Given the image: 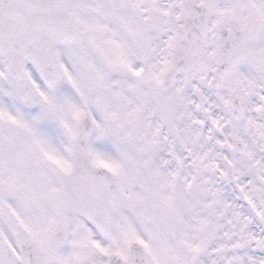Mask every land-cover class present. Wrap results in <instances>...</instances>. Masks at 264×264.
<instances>
[{"label":"snow or ice","instance_id":"obj_1","mask_svg":"<svg viewBox=\"0 0 264 264\" xmlns=\"http://www.w3.org/2000/svg\"><path fill=\"white\" fill-rule=\"evenodd\" d=\"M0 264H264V0H0Z\"/></svg>","mask_w":264,"mask_h":264}]
</instances>
